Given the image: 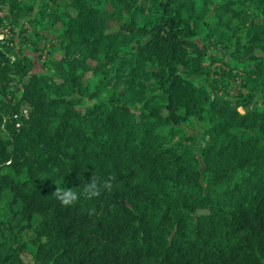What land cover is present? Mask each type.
Wrapping results in <instances>:
<instances>
[{"label": "trees", "instance_id": "16d2710c", "mask_svg": "<svg viewBox=\"0 0 264 264\" xmlns=\"http://www.w3.org/2000/svg\"><path fill=\"white\" fill-rule=\"evenodd\" d=\"M49 1L0 0L10 22L58 21L64 43L44 72L19 70L14 104L0 97L26 166L0 175V264H264V110L240 91L220 99L209 76L214 62H249L264 96V0H129L112 14ZM111 17L121 24L107 32ZM193 118L200 136L183 129ZM59 187L82 194L64 205Z\"/></svg>", "mask_w": 264, "mask_h": 264}, {"label": "rangeland", "instance_id": "374dc122", "mask_svg": "<svg viewBox=\"0 0 264 264\" xmlns=\"http://www.w3.org/2000/svg\"><path fill=\"white\" fill-rule=\"evenodd\" d=\"M58 4L54 3L55 1H49V10L51 8L61 11L62 0H56ZM104 6V9L109 13H117L116 11L122 1L129 0H97ZM134 1V0H130ZM140 1V0H139ZM145 4L147 0H141ZM38 1L34 3V9L30 12L29 17H32L36 11V5ZM56 10V11H57ZM63 10L74 14V9L71 6H66ZM121 12H124L121 9ZM4 11H0V97L3 98L4 102L11 101L14 104L17 99L20 97V91L22 89L20 83L19 70L21 68L26 69L31 68V72H44L47 68L51 66L53 60L58 59L62 56V48L64 43L61 42L58 38L57 28H60V23L57 21L54 24L49 22L47 18H42L39 21L38 25H31L27 23V18L20 17L17 20L10 22L5 16H3ZM125 13H123V16ZM16 15L13 16V19ZM121 24V20L116 18H107L106 20V31L111 32L116 30ZM43 25V26H42ZM200 42V39L197 38ZM91 65H94L95 62L88 61ZM220 62H214L210 66L209 76L212 79H217V89L213 94L217 95L220 99L231 103L234 105L237 98L239 97L238 93L242 95H250V106L256 107L259 110H264V96L262 97L261 93L254 88L247 79V68L249 67V62H244L241 64L236 63L234 60H231L227 65H220ZM204 66L207 63L203 64ZM237 65V67H236ZM221 67V68H218ZM27 70V69H26ZM30 71V70H29ZM216 71V72H214ZM196 83H203V80L193 77ZM225 86L227 88L225 89ZM209 91V87L207 86ZM50 93V94H49ZM76 95V93H72ZM53 95L52 92H48V96ZM131 108L134 111H138L136 107L139 104H130ZM81 110L83 109L80 107ZM237 110L241 113L244 112L243 107H238ZM3 111V108L0 109ZM13 113L17 109H13ZM18 111H21L25 118L29 117L28 109L26 106H21L18 108ZM2 113V112H1ZM11 114L4 116L2 122H0V175L7 173L14 180H17L19 177L25 175L26 166L25 158L15 156L13 153V144L6 143V139L9 138L10 131L5 126V120L11 121ZM17 114H13V118H16ZM9 117V118H8ZM19 124L17 123L16 126ZM207 128L206 123L197 118L188 120L184 125L183 129L185 132L190 134H196L200 136L202 131ZM10 129V128H9ZM168 128H160L161 132H165ZM42 143L46 144L44 141H33L35 147H41ZM52 151V150H49ZM34 238V233L32 229L23 230L18 233V240L20 242H27ZM23 260L26 262L30 261V255L28 253H22Z\"/></svg>", "mask_w": 264, "mask_h": 264}, {"label": "clouds", "instance_id": "9594fccd", "mask_svg": "<svg viewBox=\"0 0 264 264\" xmlns=\"http://www.w3.org/2000/svg\"><path fill=\"white\" fill-rule=\"evenodd\" d=\"M95 188H96V182L93 181L85 187L83 193L91 192ZM54 194L61 201L62 204L69 205L74 201H76L80 197L82 192L72 187H59L56 188Z\"/></svg>", "mask_w": 264, "mask_h": 264}]
</instances>
